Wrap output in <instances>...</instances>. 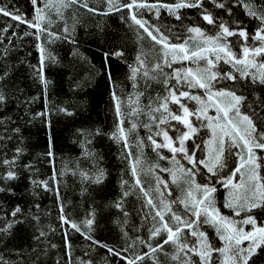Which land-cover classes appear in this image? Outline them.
<instances>
[{"label":"snow or ice","instance_id":"1","mask_svg":"<svg viewBox=\"0 0 264 264\" xmlns=\"http://www.w3.org/2000/svg\"><path fill=\"white\" fill-rule=\"evenodd\" d=\"M29 3L28 13L0 5V14L17 22L15 27L6 23L0 28V264H40L49 248H57L47 240L48 234L57 229L47 225L45 231L40 226L41 206L35 200L40 196L38 188L55 196L61 225H68L90 241L88 248L93 252L99 246L110 257L94 261L92 252H85L86 258L77 257L75 264H264V0ZM81 8L93 15L114 13L119 17L134 38L131 61L123 45L114 44L102 50L104 59L98 70L91 64L79 50L77 29L83 21L77 12ZM238 8L243 14L237 12ZM20 24L26 25L23 32L17 31ZM97 28L103 42L104 29L99 24ZM25 36L32 37L38 53L36 64L27 60L30 52L15 55L25 48L21 41ZM57 41L71 46L70 57L90 66L75 88L91 85L100 74L106 75L110 86L112 128L108 132L99 126L76 129L81 155L91 164L90 168L77 166V170L82 185H102L105 181L107 169L101 163L104 157L91 147L97 136L107 135L127 150L122 155L130 179L122 176L118 182L120 192L103 205L115 207L122 214L114 220L120 232L115 244L94 235L100 209L90 205L83 219L69 218L65 204L70 201L64 200L58 186L54 187L65 169L57 172L53 167L50 178L35 179L38 170L31 160H23L28 152L25 124L39 118L50 127L51 113L74 114V109L60 104L50 106L48 100L51 82L45 69L49 63H60L48 46ZM109 57L128 68L125 78L132 82L134 91L128 93L127 105L117 92L121 82L113 77ZM22 64H27L32 79L42 86V111L29 107L39 93L21 100L23 90L12 81V73ZM145 92L146 102L141 100ZM28 115L30 119L25 120ZM141 127L144 136L138 131ZM145 148L155 153L156 160L147 157ZM53 149L49 134L43 155L54 159ZM25 172L29 173L30 184L25 192L33 199L26 204L16 203L12 200L17 197L12 182ZM142 173L152 179L143 180ZM161 173H167V178ZM220 188L224 190L222 207L217 199ZM87 191V187L81 188L82 193ZM129 197L134 198L139 225H130ZM18 225L35 228L31 237L35 247L10 243ZM63 239L71 255L67 231ZM56 264L73 262L58 258Z\"/></svg>","mask_w":264,"mask_h":264},{"label":"trees","instance_id":"2","mask_svg":"<svg viewBox=\"0 0 264 264\" xmlns=\"http://www.w3.org/2000/svg\"><path fill=\"white\" fill-rule=\"evenodd\" d=\"M89 3L90 5H102V0H89ZM4 4H7L9 8L15 6L22 12L28 13L31 11L29 0H0V5ZM237 12L243 14V9L238 8ZM77 15L83 21V24L78 26L77 29L79 50L90 59L91 64H94L97 70L104 59L102 50H108L114 44L123 45L131 61V54L135 47L134 38L131 32L120 22L116 14L109 13L106 16L93 15L81 8L78 10ZM6 23H11L13 27L17 24L11 17H5L0 14V28H3ZM69 24H71L70 19ZM98 24L104 29L103 42L97 28ZM25 28L26 25L20 24L17 31L23 32ZM8 34H11V29H9ZM15 41L16 37H13V43ZM21 41L25 45V48L19 50L15 55L25 56L27 52H30L31 55L26 58L32 64H36L38 53L34 46H32V37H21ZM4 43L7 44V40ZM48 47L60 61L58 64L49 63L45 69V75L51 82L48 86L50 106L53 104L65 105L74 109V114L66 116L64 114L51 113L50 127L41 122L39 118L31 124H25L24 132L27 138L26 146L28 147V152L24 155L23 160L25 163L31 160L35 169L38 170L35 174V179L50 178L53 167L57 172L65 169L64 175L57 177L58 185L54 184V187H59L64 200L70 201V203L65 204V212L70 219L81 220L90 210V205L100 209L97 216L98 227L94 235L97 239L115 244L119 240L120 232L114 220L122 218V214L115 207L104 208L103 205L114 200L120 192L118 182L122 176L125 180L130 179L127 162L123 159L122 155L127 150H122L121 145L113 142L107 135L97 136L93 139L91 147H94L104 157L101 163L107 169L105 181L102 185H88L87 182L82 185L79 171L77 170V166L80 168H90L91 164L81 155L80 137L76 129L99 126L104 132H108L113 125L114 113L109 97L110 86L107 77L104 74H100L91 85L75 88L74 85L85 78V73L90 70V66L70 57L68 53L71 51V46L67 43L57 41ZM145 47H149L147 42L145 43ZM15 55L13 57V64L15 63ZM109 66L113 72V77L121 82V87L117 89V92L124 97L125 105H127V95L134 91L132 82L125 78L128 68L120 60L112 57H109ZM12 81L23 90V95L20 96L21 100L25 96H37L39 93L36 101L30 104L29 107L32 111L43 110L45 99L42 86L39 81L32 79L27 64L19 65L16 68L12 73ZM142 84L143 81L140 82V85ZM152 87L154 89L156 85L153 83ZM146 96L147 92H145L144 97H141V100L146 102ZM82 101H86V104L81 103ZM21 114L23 115V112ZM27 119H30V115L25 116V120ZM125 126L127 127V124ZM138 131L141 136L145 135V130L142 127ZM49 134H51L54 142V159L43 155L48 148ZM131 150L135 153V144H132ZM143 151L151 161L156 160L155 153L150 148H145ZM165 152L167 153V150ZM50 160L52 163H49ZM159 163L167 164V161H159ZM121 169H125V172L122 173ZM74 170L76 171L75 175H73ZM28 175L29 173L25 172L19 180L12 182L17 192V197L12 198V200L16 203L26 204L33 199V197L25 192V189L30 187L27 179ZM161 175L167 178V173H161ZM141 178L145 181L152 179L150 175L146 176L143 173L141 174ZM169 183L171 184L170 179ZM82 187H87L88 191L82 193ZM172 188L175 190V185H172ZM37 191L40 192V196L35 198L36 202L41 206L40 226L44 227L45 231H47V225H52L57 229L54 233H49L47 236V240L56 244L57 248H49L48 255L41 257L40 264H56L58 258H62L65 262L71 260L75 264L76 258L84 257L85 252H92L91 258L94 261H100L101 258L105 257L110 258L106 253V249L97 246L93 252L88 248V244L91 243L90 241H86L80 233L75 232L68 225H61L57 218L58 208L55 196L52 193H46L42 188H38ZM223 192L224 190L220 188L217 195L221 207ZM7 202L11 203L12 201ZM127 206L131 212L129 217L130 225L132 223L139 225L140 219L135 214L133 197L128 198ZM222 211L228 212L227 209L223 208ZM64 231H67L68 239L72 246L71 255L67 253L65 248ZM129 231H131L130 226ZM34 233L35 228L31 225H18L14 230L13 237L10 238V243L21 247H35L36 242L31 239ZM120 243L122 245L123 242L121 241Z\"/></svg>","mask_w":264,"mask_h":264}]
</instances>
